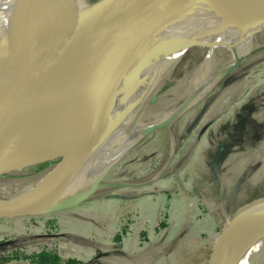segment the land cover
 Listing matches in <instances>:
<instances>
[{
	"label": "rangeland",
	"instance_id": "rangeland-1",
	"mask_svg": "<svg viewBox=\"0 0 264 264\" xmlns=\"http://www.w3.org/2000/svg\"><path fill=\"white\" fill-rule=\"evenodd\" d=\"M213 34L204 30L163 64L131 128L166 114L171 123L149 130L70 204L0 217V252L54 249L62 263L77 258L74 264H209L226 219L264 205V29L251 35L239 65L225 70L201 99L173 112L198 83L236 59L229 46L218 45L200 66ZM109 115L112 121V108ZM39 135L37 147L46 143L47 130ZM57 159L0 174V198L36 181ZM250 221L228 235L218 264H233L232 251L242 248ZM263 250L258 264H264Z\"/></svg>",
	"mask_w": 264,
	"mask_h": 264
},
{
	"label": "water",
	"instance_id": "water-1",
	"mask_svg": "<svg viewBox=\"0 0 264 264\" xmlns=\"http://www.w3.org/2000/svg\"><path fill=\"white\" fill-rule=\"evenodd\" d=\"M189 1L96 0L91 5H99L88 16V25L71 44L73 30L68 16L76 0H30L31 11L26 14L14 46L13 68L21 71V91L16 100L11 102L10 98L2 96L9 77L0 80V174L58 159L24 205L0 203V217L38 214L58 208L42 205L63 175L111 127L109 114L119 83L123 78L130 80L143 62L151 59L152 55L145 51L152 44L149 40L152 32ZM112 14L114 18L101 37L102 47L89 55L94 65L88 71L96 86L84 84L62 95L56 104L63 113L47 129L45 147L28 152L36 137L17 144L19 138L44 114L52 86L85 60L96 26ZM195 41L189 40L184 48ZM239 63L240 60L235 59L227 70ZM150 123L153 124L149 130L167 125L158 121ZM100 177L96 178V183ZM236 211L221 228L209 264H218L222 245L236 221L247 216L264 218V213L257 210L237 216Z\"/></svg>",
	"mask_w": 264,
	"mask_h": 264
},
{
	"label": "bare ground",
	"instance_id": "bare-ground-1",
	"mask_svg": "<svg viewBox=\"0 0 264 264\" xmlns=\"http://www.w3.org/2000/svg\"><path fill=\"white\" fill-rule=\"evenodd\" d=\"M78 1L76 0L75 8L68 16L69 26L73 30L71 44L75 43L83 33L84 28L88 25V16L93 11L95 12L99 5L79 7ZM31 7L30 0H0V80L9 77L2 96L10 98L11 102L17 99L21 91V71L15 69V66L13 68L14 46L28 16L26 14H28V10L31 11ZM113 18L114 14L96 26V33L90 40L91 46L85 60L79 62L73 71L68 72L52 86L51 97L44 114L19 138L17 144L38 136L62 115V108L58 109L56 104L59 98H63L62 95L84 84L96 86V81L88 71L94 65L93 62L89 61L91 57L89 55L102 47L101 37H103ZM206 29L213 31L214 34L200 64L201 67L208 63L214 48L218 45L229 46L234 58L241 59L251 35L264 29V0H190L153 31L149 37L152 44L145 51V53L152 55L151 59L144 61L139 71L130 77V80L123 78L119 83L111 107V127L101 140L81 156L63 175L59 184L42 205L43 208L65 206L81 193L93 189L97 184L96 178L125 150L147 134L153 123L131 128L137 106L146 96L163 64L179 56L187 42L191 39H197V35ZM228 67L229 65L198 83L192 95L190 94L191 96L173 112L182 107H189L205 92H208ZM9 72L13 73L10 74ZM170 113L172 114V111ZM166 116L167 114L159 120V123H171L169 117ZM45 144L40 147L32 145L28 152L43 149ZM50 171L51 168L47 169L36 181L25 187L22 186L23 188H16L17 190L12 194L0 198V203L24 205ZM261 200H264V197ZM259 211L264 213V205ZM247 219H251L247 227V238L239 251H232L235 254L233 264H255V262L258 264L262 259L261 254L262 249H264V218L262 216H247L236 221L228 235L238 223ZM227 237L222 245L219 260L221 254L224 253L223 250L225 249L223 248L227 242ZM254 260L256 261L254 262Z\"/></svg>",
	"mask_w": 264,
	"mask_h": 264
},
{
	"label": "trees",
	"instance_id": "trees-1",
	"mask_svg": "<svg viewBox=\"0 0 264 264\" xmlns=\"http://www.w3.org/2000/svg\"><path fill=\"white\" fill-rule=\"evenodd\" d=\"M50 162L51 160H48L43 162V164L47 165ZM19 258H27L29 264H74L78 262L77 258L69 257L66 262L62 263L56 250L47 248L26 253L21 247L18 246L7 251L0 252V262Z\"/></svg>",
	"mask_w": 264,
	"mask_h": 264
}]
</instances>
